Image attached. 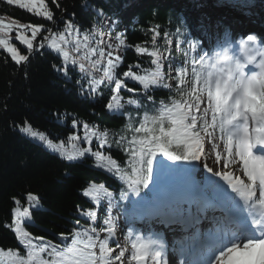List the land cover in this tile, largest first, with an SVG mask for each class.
Segmentation results:
<instances>
[{"label":"snow or ice","instance_id":"6c2138e0","mask_svg":"<svg viewBox=\"0 0 264 264\" xmlns=\"http://www.w3.org/2000/svg\"><path fill=\"white\" fill-rule=\"evenodd\" d=\"M7 3L17 5L49 22L56 20L46 0H7ZM53 5L60 8L59 0H53ZM97 12L103 15L101 10ZM60 19L63 20V17ZM113 23H118V20L113 18ZM13 30L16 32L15 40L25 46L29 53L48 48L62 54L64 63L58 71L68 74L69 67L78 64L79 72L85 74L76 81L82 93L87 92L93 97L103 96L107 86L109 99L106 107L109 110L125 107L122 102V89L136 95L142 93L141 103L136 99L126 102L129 105L136 104L138 109L142 106L147 109L148 105L154 107L157 104L150 94L154 86L172 90L179 98L168 103L161 101L159 115H144L143 122L136 121L139 127L130 125L134 133H142L139 137L129 138L120 134L117 139L114 135L110 142L107 130L83 125V139L88 144L91 145L95 137L99 148H115L127 153V167L105 155L104 151H93L90 147L80 150L76 156L69 155L68 160L84 157L91 152L100 167L124 180L127 190L137 197L141 196L142 190L148 188L152 181L153 164L158 154L171 161H201L208 155L213 165L241 169L242 175H235L234 171H214L213 167L204 165L208 172L226 181L235 196L228 193L223 185L215 182L212 193L201 192L195 198V202L201 203L203 207L198 208L195 213L196 232L190 238L188 246L181 251V255L194 257L192 264H264V151L260 154L254 151L257 146L264 149V47H251L258 43L257 35L249 34L246 39L239 41L241 50L246 53L243 61L230 56L227 48L211 55L208 51H203L199 41H193L188 42L186 50L180 49L183 66L174 68L170 56L155 50L149 52L146 46H137L135 51L151 57L150 64L154 67L148 69L141 68L139 64L129 65L128 70L121 72L119 70L123 61L120 53L126 47L123 32L112 36L110 31L94 32L89 29L81 37L78 25L72 19L65 21L63 29L58 31L44 25L0 19V49L10 54L11 60L18 65L28 61L29 56L22 54L12 43L10 33ZM180 31V28L176 29V32ZM153 32L151 39L155 44L159 33L155 30ZM68 37L73 39L69 40ZM70 43L72 53L67 47ZM171 43L173 40L168 39L167 44ZM93 44L96 46H92ZM165 63L167 71L162 70ZM248 65H255L259 71L249 74L245 70ZM101 72L102 75H99ZM140 72L143 74H139ZM128 80L139 82L142 89H128ZM166 122L170 125L167 128ZM149 124L153 127H148ZM21 131L45 141V136L33 131L30 126L22 127ZM155 132L159 134H151ZM219 141H223V145ZM45 142L54 150L63 148L62 143L57 145L50 140ZM84 195L95 198L99 203V189L95 186L90 187ZM126 198L127 193H124L122 199ZM26 199L32 206L39 204V198L31 193L27 194ZM15 203L20 205L21 201L17 199ZM108 207L111 209L112 205L109 204ZM216 207H223L225 215L211 216L212 227L202 232L199 224L205 218L203 213L209 209L214 211ZM253 209H259V214H253ZM185 211L189 215L193 214L191 208ZM245 211L250 219L242 215ZM86 215L96 218L91 212ZM14 217V234L28 251L24 255L0 248V264H125L126 253L123 247L118 245L114 250L110 246V238L117 230V216H108L102 221L105 226L103 231L108 234V238H101L93 228L92 235L85 232L88 236L87 242L81 241L80 233L77 232L72 245L63 249L49 246L46 242L34 243V237L23 227L25 218L30 217L27 207H16ZM150 218L155 219L154 216ZM246 232L252 234L246 235ZM229 235L231 238L224 243ZM128 236L131 238V230L128 231ZM132 247L136 249L132 260L139 264H147L149 257L153 264H168L164 259V245L160 241L144 240L137 236ZM44 254H47L48 259L44 258ZM180 264H184V261L181 260Z\"/></svg>","mask_w":264,"mask_h":264},{"label":"trees","instance_id":"16d2710c","mask_svg":"<svg viewBox=\"0 0 264 264\" xmlns=\"http://www.w3.org/2000/svg\"><path fill=\"white\" fill-rule=\"evenodd\" d=\"M251 1L59 0L60 8H55L53 0H46L56 17L55 22H49L17 5L8 4L7 0H0V19L9 16L17 21L43 24L57 31L63 29L65 21L72 19L80 31L93 29L96 32L105 18L116 16L119 24L124 27L126 40V47L122 51L123 63L119 70L122 72L128 70L129 65L139 64L141 68L148 69L154 67L150 64L151 57L135 51L137 46H146L149 52L155 50L170 56L174 68L183 66L180 49L186 50L188 42L199 41L203 51L214 55V49L205 48L201 39L202 35L208 36L209 27L202 21L196 24L195 19L209 13L214 26L221 25L227 30L223 20L225 10L242 15L250 9ZM261 1V8L258 9L254 2L253 10L264 18V0ZM97 10H101L103 15L98 14ZM126 12H133L134 19H128ZM94 25L97 27L94 28ZM177 28L181 29L179 33L176 32ZM153 30L159 33L155 44L151 39ZM166 33L170 35L166 36ZM168 39H172L173 43L167 44ZM23 49L26 51V48ZM27 55L29 60L18 65L11 60L10 54L0 50V248L24 255L28 249L17 239L12 227L15 207L29 209L30 217L25 218L23 227L34 237V243L46 242L49 246L63 249L72 245L77 232L80 233V240L87 242L85 232L92 235L93 228L97 232L103 231L105 226L102 221L108 217L103 207L107 193L113 194L118 208L122 207L124 211L132 206H140L142 199L151 197V190L149 187L143 189L141 196L137 197L127 190L124 180L97 165L95 158L84 156L68 160L31 140L22 133L21 128L29 125L54 140L65 142L77 135L82 136L85 132L84 124L90 128L107 130L110 142L114 135L117 139L120 134L129 138L139 137L142 133H134L130 125L139 127L136 121L143 122L144 115H159L161 101L168 103L179 98L170 89L154 86L150 94L157 104L154 107L148 105L147 109L144 106L138 109L136 104L129 105L126 102L136 99L141 103L142 93L136 95L122 89L125 107L109 110L106 107L109 99L107 86L103 96L93 97L80 91L76 81L85 74L79 72L78 64L70 66L68 74H65L57 70L64 63L62 54L45 48L33 53L27 52ZM133 70L138 71L136 68ZM162 70L167 71V63ZM127 88L139 91L142 85L128 80ZM74 120L76 123H73ZM168 126L166 122L165 127ZM148 127L153 125L149 124ZM93 143L105 155L127 167V153L115 148L101 149L97 141ZM84 144L88 145L86 142ZM162 156L157 155L152 176L156 165L164 158ZM93 186L99 189V203L95 198L84 195ZM28 193L39 198L38 205L29 204L26 199ZM124 193H127L126 199H122ZM17 199L21 201L20 205L15 203ZM89 212L94 213L96 218L87 216ZM44 258L48 259L47 254H44Z\"/></svg>","mask_w":264,"mask_h":264},{"label":"rangeland","instance_id":"374dc122","mask_svg":"<svg viewBox=\"0 0 264 264\" xmlns=\"http://www.w3.org/2000/svg\"><path fill=\"white\" fill-rule=\"evenodd\" d=\"M191 14H192V12H191ZM125 16L128 19H134V16L135 15H134L133 12H128L127 15L125 14ZM113 18H116L118 20V18L116 16L105 18L104 21H103V23H102V25L98 27V29H97L96 32H109L110 31L112 36H115L116 34H119L121 32H124V27L119 24V20H118V23H115L114 24L113 23ZM3 19L5 21L16 20V19L11 18L9 16H5V18H3ZM199 19L207 22L209 25H213V18H212V16L209 13H207L205 15H200ZM17 23L35 24V23L29 22V21H27V22H25V21H17ZM245 23H250V24L256 25L254 22H250V21H247ZM38 25H43V24H38ZM251 28L252 27H250L248 29H251ZM248 29H246V30H248ZM246 30H244L243 32H241V34H243ZM83 34H84V32L80 31L81 37H82ZM229 34H231V32ZM10 35L12 36V43L15 44V46L20 50V52L22 54L27 55V52L23 49V48H26V47L23 46L20 42H18V41L15 40V35H16L15 30H13V32L10 33ZM38 39H39V37H38ZM68 39L71 40L73 38L72 37H68ZM90 43H91V40H90ZM259 43L260 42L258 41L257 44L251 45V47H253V48L260 47V44ZM219 44H220V42H219ZM222 44L223 43H221V45ZM34 46H35V43H34ZM92 46H94V45H92ZM67 47H68V50L70 51V53H72L73 48H72L71 43ZM227 49L229 50V55L230 56H234L236 58H239V56L241 54V51H240L241 50V45H240L239 42H237L236 44H230L227 47ZM0 50H2V49H0ZM235 52L238 54L237 56L235 55ZM120 55L122 57V52L120 53ZM104 66L106 67V64ZM99 75H102V72L99 73ZM204 106L205 105H201V107H204ZM210 115H211V113H209V116ZM28 126L29 125L24 126V127H28ZM32 130L33 131H36V132H38V133H40L42 135H44L45 136V141L50 140V141H52L53 144H57V145H59V144L62 143L63 144V148L61 150H59V151L54 150L45 141H40L38 138L31 137L27 133H24V132H22V133L24 135H26L27 137H29L31 140L36 141V142L42 144L44 147H46L51 152L57 153L60 156H63L65 158H67L69 155L76 156L75 153L76 152H79L80 150H82L84 148H89L90 147V148H92L93 151L100 150V149H98L97 146L94 147V143L93 142L96 141L95 137H93V142L90 145V144H88V142L86 140L83 139L84 134H82V136L77 135L76 137H78V139H71L70 141L65 142V141L54 140L51 137H49L43 131H39V130L34 129V128H32ZM217 136H219V135L217 134ZM84 142H86L88 145H85ZM219 143L221 145H223L224 142L223 141H219ZM220 150L223 152L224 151L223 147H221ZM207 151L208 150H207V145H206V153H207ZM85 156H90V157L95 158L92 155L91 152L87 153ZM162 157H164V156H162ZM77 158H79V157H77ZM203 160H204V162H203ZM198 163L201 164V165H202V163H203V165L207 164L208 166L213 167L214 168V171H234V174L235 175H242V171L239 168H235L234 169L231 166L229 168H223L222 165H220V164L213 165L212 159L208 155H205V157L201 161H196L195 162V165L198 164ZM177 164H182V163H181V161H171V160L166 159V157H164L156 165L154 177L152 178V181L149 184V188L151 189L152 196H153L154 200L160 199L161 196H164L165 195V186H164V184H165L164 183L165 182V175L168 173V171L170 170V168L172 167V165L174 166V165H177ZM97 165H99V163H97ZM204 172H206L207 175H210L206 170ZM219 179H221V177L215 176V175H214V177H212L210 179V181H211L210 184L211 185L209 186V190H210V191H208L209 193H212L213 192L214 183L217 180H219ZM224 186L225 187H228L226 181H225ZM109 204L112 205L111 209H109V207H108ZM153 205H154L153 203L144 202V205H143V207L141 209H139V210H137V209H131V210H128L127 212H125V213L124 212L122 213V212H120V210L118 208L117 200L113 196V194L112 193H107L106 194V197L104 199L103 206H104L105 210L107 211L108 216H117L118 217V219L116 220L117 230L114 233L113 237L110 238V245H111V243H115L116 246L113 248L114 250L117 249V246L118 245H120V246L123 247V249L125 250V253H126L125 254V258H124L125 259V263H129V264H139V262L131 260V257L130 256L132 254V249L130 247V244H131V239L134 238L135 236L141 235L142 237H144V233H143L142 228H137L136 227V225L137 224H140V223L138 222V220H136L134 218L133 215L134 214H139V213H142V212L144 213L148 209H154ZM17 207H20V206H17ZM14 218L15 217L13 216V221H14ZM129 230H131V232H132L131 238L128 236V231ZM98 233L100 234L101 238H108V234L106 232L101 231V232H98ZM97 254L99 255V250L98 249H97Z\"/></svg>","mask_w":264,"mask_h":264},{"label":"bare ground","instance_id":"6f19581e","mask_svg":"<svg viewBox=\"0 0 264 264\" xmlns=\"http://www.w3.org/2000/svg\"><path fill=\"white\" fill-rule=\"evenodd\" d=\"M203 162H204V160H203ZM201 167L204 169V171L206 170L207 171V168L203 165V163H202V165H201ZM209 167H211V166H209ZM208 172V171H207ZM209 174H210V179L212 178V177H214V174L213 173H210V172H208ZM209 182H211V181H209ZM209 185H210V183H209ZM151 211L150 210H147L146 211V213H145V215H147L148 213H150ZM224 215V214H223ZM142 216H144V213L142 212V213H139V214H134V217H136V218H139V219H141L142 218ZM141 217V218H140ZM192 234L193 233H191L190 235H188V236H186V239L185 240H183V243H186L187 244V238L189 237V236H192ZM188 245V244H187ZM178 251H180V250H178ZM192 257V256H191ZM192 258H194V257H192ZM191 258H189V260H190ZM125 264H129V263H125Z\"/></svg>","mask_w":264,"mask_h":264},{"label":"water","instance_id":"95a60500","mask_svg":"<svg viewBox=\"0 0 264 264\" xmlns=\"http://www.w3.org/2000/svg\"><path fill=\"white\" fill-rule=\"evenodd\" d=\"M35 48V47H34Z\"/></svg>","mask_w":264,"mask_h":264}]
</instances>
